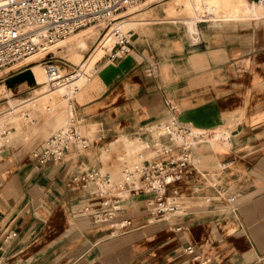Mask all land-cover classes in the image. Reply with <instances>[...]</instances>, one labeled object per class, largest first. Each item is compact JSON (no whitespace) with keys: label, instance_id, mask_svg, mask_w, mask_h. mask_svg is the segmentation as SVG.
Returning a JSON list of instances; mask_svg holds the SVG:
<instances>
[{"label":"crops","instance_id":"crops-1","mask_svg":"<svg viewBox=\"0 0 264 264\" xmlns=\"http://www.w3.org/2000/svg\"><path fill=\"white\" fill-rule=\"evenodd\" d=\"M219 21H190L211 27L199 43L173 53L155 52L138 35L121 58L106 53L71 97L77 120L97 128L87 148L72 146L62 162L39 166L31 153L55 129L48 118L32 123L24 142L0 149V264H191L185 245L210 251L216 264H264V17L212 27ZM35 94L44 102L49 96L42 88ZM17 102L19 111L25 103ZM54 102L23 120L56 114L61 102ZM63 117L57 114L56 124ZM171 117L185 131L204 133L177 214L156 220L146 207L151 196L133 195L123 203L127 229L112 233L93 224L83 211L93 200L91 187L70 188L69 179L102 167L100 146L114 142L117 149L121 135ZM212 181L221 183L204 184Z\"/></svg>","mask_w":264,"mask_h":264},{"label":"built area","instance_id":"built-area-1","mask_svg":"<svg viewBox=\"0 0 264 264\" xmlns=\"http://www.w3.org/2000/svg\"><path fill=\"white\" fill-rule=\"evenodd\" d=\"M146 1L0 0V69L44 53L40 59H43L42 64L51 85L68 84L73 73L60 74L64 68L57 63L59 61L50 57L52 53L49 49L86 26L104 23V36L110 32L115 39L110 53L114 58H121L130 52L134 34L132 30L121 33L115 25L129 15L127 12L138 10ZM30 65L22 64L8 72ZM154 127L164 129L165 134L158 137L161 143L171 142L174 133L180 137V143L171 148L153 147L157 155L151 160L125 162L120 182L98 168L82 170L69 179L70 188L82 190L91 187L93 200L84 206L83 211L90 215L93 224L108 225L112 233L127 229L131 226V220L124 216L123 203L133 195L151 196L146 200V207L156 220H165L177 214L176 197L168 189L191 172L192 151L195 144L204 138V133L195 134L179 128L173 117ZM148 128L139 129L138 132L148 133ZM12 129L7 124L0 131V149L10 142ZM72 146L80 149L89 146L87 137L78 133L75 118H69L64 125L53 130L42 148L33 150L31 156L39 166L60 163ZM174 152L177 154L167 161L161 159ZM234 199V196L228 197L230 202ZM182 251L191 264H216L214 256L204 248L185 245Z\"/></svg>","mask_w":264,"mask_h":264},{"label":"rangeland","instance_id":"rangeland-1","mask_svg":"<svg viewBox=\"0 0 264 264\" xmlns=\"http://www.w3.org/2000/svg\"><path fill=\"white\" fill-rule=\"evenodd\" d=\"M175 5L177 6L178 11L171 14L169 10L174 8ZM187 9H189V7L185 5L184 0H149L143 3L138 8V10H130L129 12H127L129 13V15H126L115 26H118V29L121 33H125L128 30L133 31L134 27H138L141 23H143L135 32H133L134 36L132 37L131 45L134 44L133 40L138 35L140 38H146L147 41H150L151 43L156 45V47H152L155 52L159 54H169L179 50V48H182L186 44L199 43L201 35L205 33L206 29H209L211 27L209 25L194 24L190 22L194 21V19H192L188 15ZM218 11L221 12L219 13ZM222 12L224 13V15ZM209 14L215 16L219 15L222 17L221 19H217L216 21H221L216 22L212 27L227 25L246 26L250 22H255L253 21L254 19L264 17V0H210ZM235 16H238V18L240 17V19H238V22L234 23V21H226L233 19L232 17ZM175 20L188 21L174 22ZM225 21L229 23H224ZM121 22L125 23L123 24ZM104 27L105 26H90L87 28L84 27V29H80V31L78 30L77 33L73 35L66 43H64L58 49L53 50V53L50 54V57H52L54 60L59 61L57 63L64 68L61 69L60 74L73 73L72 77L70 78L71 82L69 81L68 84L64 83L65 85L61 84L59 87H54L53 85H51V83L50 85L49 83H45L49 82L47 79L46 81L43 80V84L36 85L32 80L31 71L29 70L33 67L31 65L27 68L22 67L15 71H7L0 75V86H4L3 91L0 94V115H5V118L10 121V126L14 128L11 132H15L17 130L15 134H12L13 138L11 137L10 140V142L16 141L15 143H13L14 146H16L15 144L24 142V139H26L29 132L32 131L31 125L34 122H41L48 118H53L55 129L66 123L68 118V102L71 103V97L74 93L73 91L78 86L83 84L87 80L89 75L93 74V70L96 64L103 58L106 53H110L111 48L115 42L114 36H112L109 41L101 46V43L106 36H104L106 32V30L103 29ZM115 59H117V57ZM42 60L43 59H39L36 62L38 63L37 65L41 66L40 63H42ZM87 60L92 62L91 68L88 70V73H86L87 76L82 81L75 83L71 89L69 85L72 84L74 78L80 75L82 66ZM23 82H25V86H19V84ZM4 84H6L8 88ZM39 88L47 89V94L51 92L54 93L49 95L47 97V101L44 102L41 99L44 96L43 94H35L36 90ZM64 99L68 101L61 103V105L59 106L60 110L57 111L56 114H49L45 112L43 114L35 116L34 118L31 116L30 119L23 120L24 116L28 114L30 116L36 114L39 111H44L47 103L53 104L55 103V100L62 101ZM17 100L25 103L24 106L19 109V111H17V108H19L17 107ZM11 111H17L16 113H14L12 118L9 115V112ZM60 111H63L64 117L61 122L56 124V116L57 114L61 113ZM76 117L77 116L73 115L70 118H75L77 120ZM31 118H33L32 121ZM84 128H87V130L91 131V133H85L83 131ZM77 129L78 133L82 137L89 138H93L95 132L97 131V128L92 129L90 126L84 125V123L81 121H78ZM160 133L162 132L160 131ZM146 135L147 132H145L144 134L136 135H121V138H124L119 139V141H121L119 142L121 143V147L118 146L117 149H109L108 153L104 149L108 148V144L100 146L99 150L102 156L101 162L103 163L101 171L103 173L110 174L115 181L120 182L122 180V170L123 164L125 162H136V158L142 161L143 159L150 160L152 157H150V154H148L147 152L153 149H144L143 147H141L143 145L141 142L145 140ZM115 139L116 138H113L112 140ZM132 150L135 152H130ZM153 155L156 154L154 153ZM120 157H122L123 160H121ZM185 176L186 175H183L180 180L174 183L173 187L168 189L169 193L172 192L171 194L176 197V200L182 199L181 197L184 195L183 181L185 180ZM220 183L221 182L212 181V183L206 182L204 184L213 187L217 186ZM205 192L209 191L205 190Z\"/></svg>","mask_w":264,"mask_h":264},{"label":"bare ground","instance_id":"bare-ground-1","mask_svg":"<svg viewBox=\"0 0 264 264\" xmlns=\"http://www.w3.org/2000/svg\"><path fill=\"white\" fill-rule=\"evenodd\" d=\"M149 1V0H148ZM181 1V0H180ZM236 1V0H235ZM184 3L186 6L189 7L188 10V15L191 17V18H194V19H198V20H210V21H216L217 19H221L222 17L221 16H215V15H210L209 14V6H210V0H184ZM187 8V7H186ZM219 12V11H218ZM221 12V11H220ZM219 12V13H220ZM217 13V12H216ZM223 13V12H222ZM224 15V13H223ZM236 15V14H235ZM229 17V15H228ZM243 17V16H242ZM233 19H237L238 16H235V17H232ZM227 19V18H226ZM247 19V18H246ZM223 20V19H222ZM132 22V21H131ZM121 23H125V22H121ZM131 25V24H129ZM90 26H105L104 23H101L99 25H90ZM90 26H87V27H90ZM122 26V25H121ZM85 27V28H87ZM84 29V28H82ZM81 29V30H82ZM80 31V30H79ZM124 31V30H123ZM77 32H74L73 34H70L68 36H66L64 39H61V41H59L55 46L51 47L49 50L51 51V53H53V50H56L58 49L59 47H61L64 43H66L73 35H75ZM113 35L109 32L105 38L103 39L102 43H101V46L103 44H105L107 41H109V39H111ZM44 55V53H38V54H35V55H32L24 60H21V61H18V62H15L13 65H11L10 67H5V68H2L0 69V75H2L3 73L9 71L10 69H15L19 66H21L22 64H31V66H33L32 68H30L29 70L31 71V76H32V80L33 82L36 84V85H41L43 83V80L46 81L47 80V75H46V72H45V68L43 66L42 63H40L41 66L37 65L38 63H36L40 58H42ZM36 64V65H35ZM35 65V66H34ZM92 66V62L87 60L84 65L82 66V69H81V72H80V75L77 76L76 78H74V80L72 81V84L69 85L70 88L72 89V87L74 86L75 83L77 82H80L82 81L87 75L86 73H88V70L91 68ZM25 81V80H24ZM70 81V79H69ZM45 83H49L50 85V82H45ZM6 87L7 85L4 84ZM25 86V82L19 84V86ZM61 84L57 85V84H54L53 86L54 87H59ZM3 88L4 86H0V94L1 92L3 91ZM8 88V87H7ZM10 89V88H9ZM11 90V89H10ZM12 91V90H11ZM54 92H51V93H48L49 95L53 94ZM70 100V99H69ZM65 101H68V100H60L61 103H64ZM68 118L67 120L72 117L74 115V112H73V107H72V104L68 102ZM11 125L10 124V121L5 118V115H0V131L3 129V127L5 125ZM155 130V131H154ZM160 131L162 133H160ZM13 132H10V135L12 134ZM164 129L161 127H158V128H153V127H150L148 128V133L147 135L145 136V140H143L141 143L143 144L141 147H143L144 149H152L153 147H155L156 149H160L161 147H166V148H171L172 146L174 145H177L180 143V137L174 133V136H173V139H172V143L171 145L169 146H165L163 145L160 140H159V136L161 135H164ZM140 139V138H139ZM116 143L118 144L119 141H116ZM140 143V144H141ZM106 150V152L108 153L109 149H116L115 148V145H114V142L113 143H109L108 144V148H104ZM150 151V150H149ZM147 152L148 154H150V157L154 158L156 157L157 155V151H154V150H151L153 152ZM130 152H135V151H130ZM156 154V155H153V154ZM152 155V156H151ZM151 158V159H152ZM120 159H122V157H120ZM146 159V158H145ZM150 159V160H151ZM136 162L137 161H142V160H138L137 158L135 159ZM144 160V159H143ZM103 164V163H102ZM102 168V167H101ZM101 168L100 171H101ZM102 172V171H101ZM103 173V172H102Z\"/></svg>","mask_w":264,"mask_h":264}]
</instances>
